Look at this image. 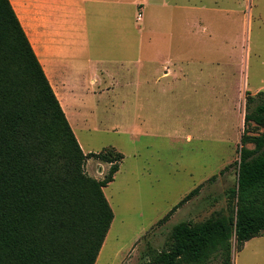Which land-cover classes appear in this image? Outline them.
<instances>
[{
    "label": "rangeland",
    "instance_id": "374dc122",
    "mask_svg": "<svg viewBox=\"0 0 264 264\" xmlns=\"http://www.w3.org/2000/svg\"><path fill=\"white\" fill-rule=\"evenodd\" d=\"M209 1L201 0L194 10L202 19L195 31L182 33L184 61L178 70L184 75L160 78L156 73L163 65L150 64L145 53L115 66V88L109 92L85 73L71 74L77 99L72 127L82 148L97 153L115 147L124 154L104 189L115 218L96 264H145L151 249L166 246L175 224L200 222L226 209L228 190L237 184L247 92L264 90V0H212L206 10L202 6ZM13 2L26 8L22 14L29 15L32 38V1ZM188 12L182 13L185 20ZM134 25L141 32L144 21L134 19ZM81 33L63 31L59 39L80 42ZM59 50L53 44L45 54ZM76 52L65 61L86 69L88 53ZM139 72L156 76L142 80L136 94L132 87ZM109 167L91 157L84 171L101 179ZM196 187L199 191L169 214ZM232 264H264V231L241 250L234 243Z\"/></svg>",
    "mask_w": 264,
    "mask_h": 264
},
{
    "label": "trees",
    "instance_id": "16d2710c",
    "mask_svg": "<svg viewBox=\"0 0 264 264\" xmlns=\"http://www.w3.org/2000/svg\"><path fill=\"white\" fill-rule=\"evenodd\" d=\"M247 94L226 209L175 224L145 264H232L234 243L263 233L264 90ZM91 157L110 163L103 178L84 171ZM123 158L115 147L83 151L12 1L0 0V264H96L114 220L104 187Z\"/></svg>",
    "mask_w": 264,
    "mask_h": 264
},
{
    "label": "crops",
    "instance_id": "0c3cea01",
    "mask_svg": "<svg viewBox=\"0 0 264 264\" xmlns=\"http://www.w3.org/2000/svg\"><path fill=\"white\" fill-rule=\"evenodd\" d=\"M31 1L32 38L28 29L29 19L27 17L29 15L22 14L24 11L26 12V8L20 7L18 2V8L14 6L13 1L12 4L71 126L72 118H74L72 106L77 100L75 95L71 94L76 88L71 80V74L85 73L84 75L93 84L98 83L102 91L109 92L115 88L116 75L113 71L115 66L132 61L129 59L132 58L131 55L138 54L140 57L142 53H145L150 64L163 65L158 68L159 73H156L160 78L182 76L184 74L178 70V65L184 61V56L179 55V51H182L179 49L183 47L182 33L185 30L193 33L195 26H198L202 21L194 11L200 8L201 0ZM211 3L212 0L209 1V5L204 4L202 7L210 10L212 9ZM140 6L144 8V26L142 31L138 32L135 31L134 19L136 20L137 8ZM185 9L189 10L186 20L182 14ZM184 22L188 23L187 29ZM79 28L83 33H81L82 40L80 42L64 43L62 39H59L62 38L63 31L69 34ZM143 33L146 38L142 37ZM53 44L60 50L50 55L45 54L46 48L52 47ZM35 46L39 50H36ZM77 49L80 50V55L88 53V59L85 61L88 65L86 69L65 61L68 57L76 56ZM173 52L176 53L174 56ZM104 64H110L111 67ZM169 64L173 67H170ZM156 74L139 72V83L132 87L135 88L132 91L137 94L143 85L141 81H147ZM83 151L87 153L84 149ZM148 256L150 257V255Z\"/></svg>",
    "mask_w": 264,
    "mask_h": 264
},
{
    "label": "built area",
    "instance_id": "2783aa9c",
    "mask_svg": "<svg viewBox=\"0 0 264 264\" xmlns=\"http://www.w3.org/2000/svg\"><path fill=\"white\" fill-rule=\"evenodd\" d=\"M136 20L139 22H143L144 20V8L142 6L138 7Z\"/></svg>",
    "mask_w": 264,
    "mask_h": 264
},
{
    "label": "bare ground",
    "instance_id": "6f19581e",
    "mask_svg": "<svg viewBox=\"0 0 264 264\" xmlns=\"http://www.w3.org/2000/svg\"><path fill=\"white\" fill-rule=\"evenodd\" d=\"M13 1V0H12ZM14 3V2H13Z\"/></svg>",
    "mask_w": 264,
    "mask_h": 264
}]
</instances>
